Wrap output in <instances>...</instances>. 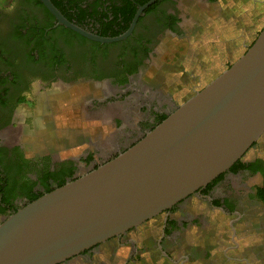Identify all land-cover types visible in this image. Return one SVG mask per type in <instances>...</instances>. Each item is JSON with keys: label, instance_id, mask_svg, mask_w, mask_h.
Listing matches in <instances>:
<instances>
[{"label": "flooded vegetation", "instance_id": "1", "mask_svg": "<svg viewBox=\"0 0 264 264\" xmlns=\"http://www.w3.org/2000/svg\"><path fill=\"white\" fill-rule=\"evenodd\" d=\"M49 1L89 35L125 37L99 42L81 35L59 24L41 0L0 3V134L18 126L35 146L29 156L23 142L0 141V169L11 161L18 165L5 184L9 203L1 205L9 215L135 145L240 58L264 25L250 28L222 69L209 68L200 79L186 74L175 84L186 71L172 73L164 62L168 45L186 41L196 18L219 15V0ZM34 96L43 109L41 123L23 120L18 110ZM53 106L62 109L55 120ZM263 172L264 133L205 187L59 264H264V204L257 196ZM8 213H0V222ZM199 224L206 228L204 240L194 237ZM120 250L127 255L115 260Z\"/></svg>", "mask_w": 264, "mask_h": 264}, {"label": "water", "instance_id": "2", "mask_svg": "<svg viewBox=\"0 0 264 264\" xmlns=\"http://www.w3.org/2000/svg\"><path fill=\"white\" fill-rule=\"evenodd\" d=\"M41 1L81 35L125 37L89 35ZM263 133L264 25L240 58L135 145L2 220L0 264H59L141 225L227 172Z\"/></svg>", "mask_w": 264, "mask_h": 264}, {"label": "rangeland", "instance_id": "3", "mask_svg": "<svg viewBox=\"0 0 264 264\" xmlns=\"http://www.w3.org/2000/svg\"><path fill=\"white\" fill-rule=\"evenodd\" d=\"M3 1L0 0V3ZM218 3L217 7L221 11L219 15L209 13L201 18H196L195 30L193 34L188 36L186 41L174 42L168 45L164 54V62L170 64L172 73H175L176 68L178 72H183V69L186 71L184 75L174 77L173 82L175 84H180L181 81L184 82L186 74H194L200 79L209 68L222 69L221 63L224 58L230 51L236 49V45H240L241 42L248 39L246 33L250 28H253V31L258 30L264 23V0H219ZM34 97H32L33 103L29 99V101L20 104L18 110L23 120L29 118L41 123L43 109L40 107L39 97ZM119 106H124V103ZM58 112L62 113V109L57 106L51 108V116L54 120ZM75 117L79 116L75 115ZM76 121H79L78 118H76ZM58 127L63 129V126ZM28 131L30 132V129ZM4 140L9 143L23 142L25 147L27 145L32 151L27 154L29 156H33L35 152L34 143H28V141L22 139L18 126L15 128L10 126L4 130L0 134V141ZM231 182L235 184V180ZM234 184H226V186H234ZM226 186L224 189H227ZM199 227L193 230L194 237L197 240L204 237L206 230L203 225L199 224ZM222 228H224V225H222ZM222 228L221 231H223ZM204 239L202 238V240ZM126 255L127 250H120L115 260L126 257Z\"/></svg>", "mask_w": 264, "mask_h": 264}, {"label": "trees", "instance_id": "4", "mask_svg": "<svg viewBox=\"0 0 264 264\" xmlns=\"http://www.w3.org/2000/svg\"><path fill=\"white\" fill-rule=\"evenodd\" d=\"M0 163H1V161H0ZM12 163V164H11ZM16 166V167H15ZM4 168H5V170L6 171H2V169H0V213H2V214H7L8 212L7 211H5V210H2L1 209V205L2 204H8L9 202L7 201V199H6V194L5 193H7V189H6V185H8L9 183H10V181H11V175L13 174V175H15L16 173H15V171H16V168L18 167V165H14V162L13 161H11L10 162V164L9 165H5V166H3ZM242 168H244V166H242ZM250 169H252L253 171H256L257 170V168H250ZM2 184H4L3 186H2ZM6 184V185H5ZM62 186V185H61ZM60 187V186H59ZM48 192H50V191H48ZM47 192V193H48ZM257 196H258V198H259V200L264 204V172H263V181H262V186H261V188H259V190H258V192H257ZM35 198H33V199H31V201L30 202H32V201H34V200H36L37 198H39L40 196H34ZM29 202V203H30ZM16 212V210L15 211H13V212H11V214H13V213H15ZM10 213V212H9ZM9 213H8V216H9Z\"/></svg>", "mask_w": 264, "mask_h": 264}]
</instances>
